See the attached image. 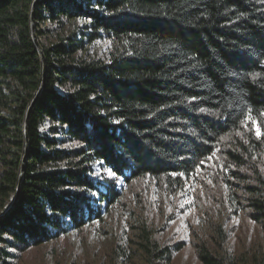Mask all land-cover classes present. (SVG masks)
Segmentation results:
<instances>
[{
	"label": "trees",
	"instance_id": "16d2710c",
	"mask_svg": "<svg viewBox=\"0 0 264 264\" xmlns=\"http://www.w3.org/2000/svg\"><path fill=\"white\" fill-rule=\"evenodd\" d=\"M103 39L110 57H91ZM25 151L0 264L101 220L119 181L176 194L210 161L226 217L243 211L264 233V0H0V210ZM194 233L201 264H264L231 255L222 223ZM184 247L139 235L144 264Z\"/></svg>",
	"mask_w": 264,
	"mask_h": 264
},
{
	"label": "rangeland",
	"instance_id": "374dc122",
	"mask_svg": "<svg viewBox=\"0 0 264 264\" xmlns=\"http://www.w3.org/2000/svg\"><path fill=\"white\" fill-rule=\"evenodd\" d=\"M115 46L110 40H98L89 47L88 54L107 60ZM260 155L264 160V152ZM204 165L176 194L163 191L153 180L138 179L130 184L119 181V200L103 210L101 220L31 247L13 264H144L138 249L144 227L160 242H185L170 264H201L193 249L194 231L210 234L213 220L222 223L229 233L228 252L252 263L254 256L264 252V233L243 211L226 217L221 186L214 180L215 162ZM93 176L101 180L111 174L96 165Z\"/></svg>",
	"mask_w": 264,
	"mask_h": 264
},
{
	"label": "water",
	"instance_id": "95a60500",
	"mask_svg": "<svg viewBox=\"0 0 264 264\" xmlns=\"http://www.w3.org/2000/svg\"><path fill=\"white\" fill-rule=\"evenodd\" d=\"M35 3L33 4V7L35 6ZM32 18H33V13H32ZM31 32H32L33 41H34V43H35L38 51L42 55V61H43V65H44L43 66V74H45V71H46V60H45V58L43 56V49H42L41 45L39 44L38 39L36 37V34H35V26L33 25V23L31 25ZM43 85H44V81H42V83L40 85V89L43 88ZM35 100H36V97L33 100V102L31 103V105H30V107L28 109V113H29L31 107L33 106V104L35 103ZM24 132H25V140L27 142V140H28V135H27L28 134V121H27V119L25 121ZM26 155L27 154H26V151H25V155L23 157L22 165L20 167L19 181H18L16 193H15L13 199L11 200L9 206L5 209V211H3V213L0 214V218H2L3 216H5L11 210V208L14 206V204L16 203V201L18 200L19 191H20V182H21V179H22V174H23V170H24V162H25V159H26Z\"/></svg>",
	"mask_w": 264,
	"mask_h": 264
},
{
	"label": "snow or ice",
	"instance_id": "6c2138e0",
	"mask_svg": "<svg viewBox=\"0 0 264 264\" xmlns=\"http://www.w3.org/2000/svg\"><path fill=\"white\" fill-rule=\"evenodd\" d=\"M258 134H259V132H258Z\"/></svg>",
	"mask_w": 264,
	"mask_h": 264
}]
</instances>
